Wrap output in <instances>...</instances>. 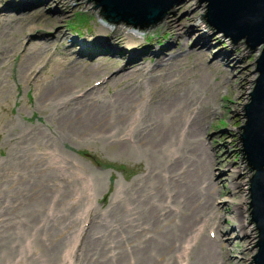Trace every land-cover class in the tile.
<instances>
[{"label": "bare ground", "instance_id": "obj_1", "mask_svg": "<svg viewBox=\"0 0 264 264\" xmlns=\"http://www.w3.org/2000/svg\"><path fill=\"white\" fill-rule=\"evenodd\" d=\"M40 1L55 5L51 14L34 9L33 5ZM28 3L33 9L26 8ZM22 6L27 11L17 13L16 18L0 12V27H6V23L13 21L24 22V27H19L18 48L14 49L6 40L7 45L0 47V60L20 54L18 74L27 85L34 80L31 79L32 75L46 70L45 78L36 79V83L44 80L40 85L45 94L44 100L51 102L47 103L49 107L54 103L57 132L47 139L36 138V135L28 139L30 145L41 140L47 149L26 158V154L18 156L23 148L17 146V151L0 164V188L4 183L9 185L5 188L7 201L0 212V251L8 255L17 246H13V242H19L21 234H27L26 220L44 205L49 208L46 202L52 203V218L61 209L70 213L77 204L70 199L74 191V187L73 191L69 188L70 183L78 181L88 186L99 182L97 177L93 181L89 178L81 181L77 172L70 175L72 165L66 158L58 157L51 163L44 162V156L55 155L53 145L57 141L63 143L67 138H88L107 142L118 152L120 150L135 158H143L148 163L144 175L113 192L109 208L103 213L106 221L111 223V231L118 234L116 243H104L102 240L111 235L102 234L103 228L95 222L90 228L95 227L102 237L93 240L104 244L100 248L84 246V256L81 261L78 260V264H230V260H223L222 251L229 256L236 255L232 252V246L225 250L226 244L221 238L227 242L228 236L222 234L224 232L218 220H213L216 185L211 167L214 163L205 153L202 139L208 111L202 105V97L196 88L203 75L193 74L190 78L188 75L194 67L219 68L211 59L205 60L208 51L204 49L210 45L211 39L200 28V23L193 18L187 20L188 23L193 22L190 25L176 20L167 23L172 35L171 47L180 45L186 37L192 42L183 54L168 58L165 48L168 44L158 49H146L141 47V42L134 35L125 33L122 28L108 23L103 26L101 23L81 42L72 40V44L78 47L80 57L84 49L92 50L88 53L90 63H84L83 59H68L66 54L67 57L56 55L57 58L50 56L46 60L44 56L50 51L53 40L61 39L58 30L61 15L58 12L62 7L70 10L69 1L8 0L1 11L8 8L16 10ZM35 29L41 30L42 34L34 38ZM47 33H51V36L43 37ZM102 36L106 40H101ZM194 38L195 41L192 40ZM234 47L227 54L219 52L226 62L242 60L243 51L237 50L240 46L237 44ZM148 49L157 60L152 68L142 63ZM181 55H193L195 59L192 64L182 66ZM52 58L54 67L47 65ZM124 58H128V61L105 81L96 83V87L84 88L92 75L115 70L119 60ZM4 63L0 62V70ZM39 65L41 69L37 71ZM222 72L223 82H228L227 73ZM110 83L117 88L104 96L100 90L103 84L107 87ZM79 87L85 91L77 96L74 90ZM36 131L40 134V131ZM239 175V167L229 171L227 178L231 185L225 197L231 195V199L221 202L232 204L231 219L237 231L236 237L239 241L247 242L250 231L245 223L242 224L241 212L238 211L246 205V198L241 196L232 202L234 194L240 193V184L234 181ZM54 197H57L55 202ZM61 204L65 207L58 208ZM86 211L79 213L76 219L85 216L97 219ZM207 228L210 229L206 234L213 232V239L210 233L205 235ZM60 235L63 236L62 233ZM80 236L85 241L90 240L88 234ZM26 240H22L24 257L16 264L27 261L33 255V241L30 246ZM38 243L42 248L45 246L44 239L39 238ZM79 249L82 250L81 246ZM46 250H52V247Z\"/></svg>", "mask_w": 264, "mask_h": 264}, {"label": "rangeland", "instance_id": "obj_2", "mask_svg": "<svg viewBox=\"0 0 264 264\" xmlns=\"http://www.w3.org/2000/svg\"><path fill=\"white\" fill-rule=\"evenodd\" d=\"M6 1L8 0H0V12H2L4 16L16 18L17 13L21 14L27 11L25 10V6L20 7L21 9L18 8L15 10L8 8L1 11ZM67 1H69L71 6L70 10L63 7L61 9V7L58 6V8L62 10V12L61 10L58 12L61 15V19L58 21V30L60 31L59 36L61 39L60 41L58 39V41L53 40L50 51L44 56V59L47 60L50 56L57 58L56 55H61L63 57L66 54L68 55V59H83L82 61L84 63H90L88 60V53L92 52V50L90 48L84 49L80 57L78 47L72 44V40L76 39L81 42L84 40V36L91 35L96 26L101 23V25L104 24L98 14L99 7L90 8L93 5V1L91 0L87 2H85L86 0ZM195 2L196 0H179L167 9L166 14H163L158 23L153 27H148L149 29H144L143 32H139L140 29L132 30V25L124 26L122 22L114 23L110 26H117L122 28L125 33L134 35L138 41L141 42V47H145L146 49L148 47L158 49L168 44L165 46L167 50L166 58L184 52L187 45L192 43L191 40L188 39L189 37H186L180 45L171 47L170 39L172 35L167 29L168 22L176 20L178 23L187 24V20L193 18L196 22L200 23V28L207 32L211 39L209 40L211 43L207 49H204L208 51L205 60L211 59L219 68L194 67L190 69L188 75L189 78L193 74L203 75L202 78H199L201 81L196 88L197 92L199 91L203 98H201L202 105L206 108V111H208L207 119L204 122L202 139L205 145V153L214 163L211 167L213 181L216 185V191L214 192L215 199L213 200V206L215 208L213 220H218L220 226H222L221 231L224 232L222 234L228 236V239H226L228 243L221 238V241L226 244L225 250L232 246V252L236 255L233 256L230 254L229 256L228 253L222 251L223 260H230V264H253V262L249 261L252 260L250 256L254 255L257 249L256 246H252L257 240V233L252 222L245 223L250 217V214H248L249 208L246 210L248 204L238 209V211L241 212L240 219L243 220L242 224L245 223V226H247L246 228L250 231V238L247 242H243L239 241L240 239L236 237L237 231L232 225V204L228 201H221L225 199L230 201L231 195L225 197L231 185L227 178V174L232 169L239 167L240 175L234 179V181H238L241 189L240 193L234 194L232 202L241 196L246 198V203L249 202V198H247L249 196V192L247 191L249 182L245 181H248L253 171L250 170L248 172L247 167L243 168V165H245L244 158L239 163L242 154H240V151L237 149H242V147L238 136L241 134L242 130L241 128L238 129L235 127L242 126L245 121V117L241 115L244 113L241 108L244 104L249 102L247 93L251 91L255 81L254 79L258 75L256 71H253L255 68L254 61L259 56L262 46H256L253 50H248V46L245 47L243 39L232 44L229 42V38H223L221 36L222 33H217L214 32V29H209L210 26L207 27L202 22V19H197L203 14L206 8L204 7L205 3L200 2L196 5ZM26 6H28L26 7L28 9H33L34 7V9H38V11L46 14H51L55 7V5L49 3V1H40L34 4L33 7L28 3ZM177 6H180L179 9H177ZM191 22L192 21L188 24L190 25ZM23 23L24 22L13 21L10 24L6 23V25H8L6 27H0V47L7 45L6 40H9L14 49L18 48L19 41L17 38L19 36V27H24ZM4 28L7 30H4ZM40 34H42V31L35 29L32 37L35 38ZM47 34L48 35H44L43 37L51 36V33ZM192 34L195 33L193 32ZM101 38V40H106L103 36ZM192 40L195 41L196 38ZM237 44L240 46L237 50L240 49L244 54L242 60L239 62L236 60L235 63L226 62L223 56H220L219 52L224 51L227 54L231 49L235 48L234 46ZM181 47L182 49L180 50ZM148 51L149 52L145 53L146 57H140H142V63L145 67L152 68L157 60L156 57L151 54V50L148 49ZM120 52L123 53V51ZM106 55L109 54L106 53ZM129 55L130 54L127 56ZM20 57V54L14 56L10 55L7 60H3L5 63L0 70V164L3 163L10 154L17 151V146L23 148V150L18 152V156L26 154L28 156L24 157L27 158L33 153L38 154L41 152V149L46 147L42 144L41 140L30 145L28 139L35 135L36 138L39 136L47 139L53 135V133L57 132L54 103L49 107L47 103L51 102H46L44 100L45 94L40 88L44 80L38 84L36 83V79L45 78L46 70L41 71L40 65L37 66V71L40 70V72L32 75L31 79L34 80L27 85L21 80L18 74ZM179 59H181V65L185 66L186 64H192L195 57L193 55H181ZM96 60L97 58L95 61ZM3 61L0 60V62ZM53 61V58L50 59L47 65L54 67L55 62L52 63ZM127 61L128 58H124L121 61L119 60V64L117 63L116 66L117 68L108 73H96L92 75L88 79L85 85L86 87H83H96V83H100L102 80L105 81L110 74L115 73L118 68L123 67V64ZM223 70L227 73L228 82H223ZM187 71L188 70L185 72ZM103 85L100 91L104 96L110 95L117 88L113 83L108 84L107 87L106 84ZM83 87L75 88L74 94L80 96L81 93L85 91ZM36 130L40 131V134H38ZM53 147L55 149V155L44 156L45 163H51L58 157L66 158L68 163L72 165L70 168V175L77 172L81 181L86 178L93 181V178L97 177L99 182L88 186L78 181L69 184V188L72 191L74 187L70 199L77 203H73L75 206L70 213L66 212L65 209H61L56 213V217L52 218V203L46 202L45 204L49 206V208H46L44 205V208L37 210L33 216H29L26 220L27 234H21L19 242H17V240L13 242V246H15V244H17V246L13 247L8 255L3 254L5 251H0V264H16L19 259H23L25 246L24 243L22 245V240L25 238H27L26 241L30 246L31 240L33 241L31 247L33 255L27 261L21 262V264H78V260L81 261L84 256L82 255L84 246L88 245L90 248H100V246L106 242L111 245L110 242L116 243L118 240V234L114 230L111 231V223L106 221L103 213L108 210L109 203L112 200V194L119 186L127 185V183L138 179L147 172L146 165L148 160L135 158L133 155L123 153L120 150L118 152L116 148L109 146L107 142L88 138H67L63 143L57 141L54 143ZM209 173L208 171V174ZM8 186L9 185H5L4 183L2 189L0 188V212L7 201V191L5 188ZM56 199L53 202H55ZM67 199H69V196ZM51 200L52 198H50V202ZM61 207L65 206L63 204L58 206V208ZM86 210L90 212L92 217H97V219L93 220L91 217L85 216L86 218L82 217L77 220L78 214L83 211L87 212ZM95 222L103 228L101 230L102 234L105 235L110 233L111 235V237H106L102 240L104 243H98L93 240V238L99 239L102 237V234L98 233L95 227L94 229L90 228V225H93ZM209 229L210 228L205 229V235L210 233L209 231L206 234V231ZM61 233L63 236L60 235ZM83 233L90 236L89 241H85L86 239L81 238L80 235ZM211 234L213 236L214 233H210V238H212ZM50 235H52L51 238H45ZM39 238L44 239L45 246L43 248L38 243ZM80 246L82 250L79 249ZM51 247L52 250H46ZM182 263L185 264V262Z\"/></svg>", "mask_w": 264, "mask_h": 264}, {"label": "water", "instance_id": "obj_3", "mask_svg": "<svg viewBox=\"0 0 264 264\" xmlns=\"http://www.w3.org/2000/svg\"><path fill=\"white\" fill-rule=\"evenodd\" d=\"M89 0H86L87 2ZM90 8L99 7L104 23L109 25L122 22L123 25H132V30L153 27L158 23L168 8L179 0H91ZM205 3V10L197 19L214 32L222 33V37L229 38V42L235 44L243 39L245 47L254 49L262 46L259 56L254 61L258 75L254 84L247 93L249 102L244 104L241 114L245 117L238 138L242 149H237L244 158L250 176L247 191L249 192L250 217L246 224L252 222L257 233V240L252 246H256V252L250 256L253 264H264V0H196L195 4ZM75 3V1H74ZM206 21V23L204 22ZM148 28V29H149ZM247 50V51H248ZM247 214V215H248ZM255 237V236H254ZM251 246V247H252Z\"/></svg>", "mask_w": 264, "mask_h": 264}, {"label": "trees", "instance_id": "obj_4", "mask_svg": "<svg viewBox=\"0 0 264 264\" xmlns=\"http://www.w3.org/2000/svg\"><path fill=\"white\" fill-rule=\"evenodd\" d=\"M99 16L101 17V19H103L104 20V17H103V15H102V13H101V11L99 12ZM79 21V20H78ZM204 22L206 23V21L204 20ZM207 24V23H206Z\"/></svg>", "mask_w": 264, "mask_h": 264}]
</instances>
